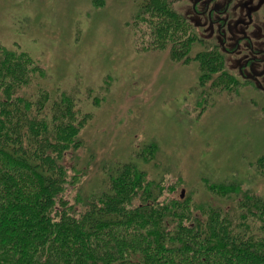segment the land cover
<instances>
[{"label":"trees","instance_id":"trees-1","mask_svg":"<svg viewBox=\"0 0 264 264\" xmlns=\"http://www.w3.org/2000/svg\"><path fill=\"white\" fill-rule=\"evenodd\" d=\"M170 4L139 0L142 47L195 60L202 91L252 84ZM17 47L0 43V264H264V200L235 179L206 184L218 203L159 199L164 185L123 159L82 192L89 114L79 91L49 86L45 68ZM257 161L264 173V153Z\"/></svg>","mask_w":264,"mask_h":264},{"label":"rangeland","instance_id":"rangeland-1","mask_svg":"<svg viewBox=\"0 0 264 264\" xmlns=\"http://www.w3.org/2000/svg\"><path fill=\"white\" fill-rule=\"evenodd\" d=\"M193 1L170 5L190 23H201L198 36L221 42L219 23L193 12L203 9L202 2L192 7ZM97 2L0 0V43L18 46L37 60L49 86L78 90L79 104L89 114L78 150L82 192L92 187L104 164L128 159L164 185L159 199L173 194L191 204L218 203L206 184L235 179L264 200V173L257 161L264 153V59L250 74L259 85L226 90L205 84L202 91L195 60L177 61L167 48L142 47L138 39L147 38L138 35V27L143 22L133 17L139 0ZM245 5L259 11L249 14ZM222 15L226 48L245 33L254 50L264 51V0H229ZM241 43L239 52L226 56L228 70L240 78V65L251 55ZM150 142L155 152L143 147Z\"/></svg>","mask_w":264,"mask_h":264},{"label":"flooded vegetation","instance_id":"flooded-vegetation-1","mask_svg":"<svg viewBox=\"0 0 264 264\" xmlns=\"http://www.w3.org/2000/svg\"><path fill=\"white\" fill-rule=\"evenodd\" d=\"M172 3H175L176 1H181V0H169ZM202 2L203 5V9L201 11L193 9V12L195 13H201V15H205L211 23H215L218 24L217 27V33L221 38V42H214L208 38L203 37L204 39L213 42L214 44L218 45V47L221 49V51L223 52L225 61L227 60L226 56L228 54H233L234 52L237 53L241 50V46L243 47V43L245 41L247 49L251 52V55L247 56L243 63L240 65V68L238 70V74L242 76V78L247 79L249 81L252 82L253 85H259V81L254 78L253 76H251L250 74L253 73V69L254 67L252 66L253 64H258L259 62H261V60L264 59V57L262 59L257 58L255 55H257L258 53H263V50H254V46H253V42H252V38L251 36H248L247 34L243 33L241 36H236L234 38V45L232 46V48H226V46L224 45V43H226V41L228 40V35L226 32V21L225 18L223 17L222 14H225L227 12L228 9V5H229V0H226L225 4H220L218 0H194L192 3V7L195 6V4ZM214 3L215 6H212L211 3ZM247 7V12L249 14L250 11H259V10H250V8H252V6L250 5H245ZM253 7H256V5H253ZM212 13H215L214 16H212ZM194 28L196 29V32L199 33V25H201L200 22H196V24L191 21ZM199 24V25H197ZM227 63V62H226ZM248 71V74L245 71ZM246 73V74H244ZM246 77V78H245ZM264 89V88H263Z\"/></svg>","mask_w":264,"mask_h":264}]
</instances>
